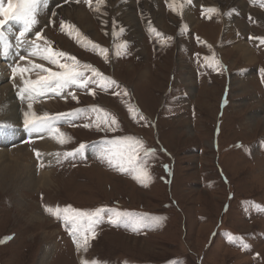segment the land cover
<instances>
[{"label":"rangeland","instance_id":"1","mask_svg":"<svg viewBox=\"0 0 264 264\" xmlns=\"http://www.w3.org/2000/svg\"><path fill=\"white\" fill-rule=\"evenodd\" d=\"M36 19L23 43L35 56L13 46L22 23L5 26L8 53L16 56L2 54L0 42V63L7 66L0 85L15 84L8 92L20 116L29 103L39 104L40 115H72L53 121L65 143L54 148L50 164H37L36 172H48L43 185L0 186V264H264V0H93L92 6L47 0ZM246 41L252 59L238 50ZM43 55L68 65L78 61L89 82L21 99L16 84L49 73L32 68L13 79L8 64L17 72L23 62L64 71ZM103 77L116 83L102 87ZM122 137L155 150L143 165L150 181L120 171L121 161L109 163L105 149L114 147L128 167L135 146L109 144ZM22 142L19 136L10 147ZM33 151L25 157L31 165ZM136 155L144 160L142 150ZM57 205L103 209L86 250L77 248L63 213L57 218L45 211ZM113 210L140 223H113Z\"/></svg>","mask_w":264,"mask_h":264},{"label":"snow or ice","instance_id":"2","mask_svg":"<svg viewBox=\"0 0 264 264\" xmlns=\"http://www.w3.org/2000/svg\"><path fill=\"white\" fill-rule=\"evenodd\" d=\"M86 3L89 4V6L93 5V0H85ZM185 2L190 3L191 0H185ZM95 3L103 5L106 3V0H95ZM47 5V0H7V5H5L4 0H0V17H3L0 19V42H2L3 45V53L7 54L8 50L12 47V44L9 42L4 28L10 21L15 22H21L23 27L20 30L18 36H16L17 41V47H20L25 43V37L26 35L31 31L33 26L38 22L36 19L38 8L41 6ZM171 6V5H170ZM98 10V9H97ZM175 10V9H174ZM208 13H218L219 10L216 8H209L205 10ZM179 14V13H178ZM209 18H211L209 16ZM66 22H61V29L64 30ZM70 29H75L74 25H68ZM78 32V29L76 30ZM122 31V30H121ZM71 35V32H69ZM82 35V34H80ZM37 39L41 38V33H36ZM261 39V42L264 43V38ZM50 43V42H49ZM33 48L38 49L39 46L36 45L35 41L32 42ZM94 47H98L96 45H93ZM45 52H51V49H45ZM102 53H106V49L101 50ZM39 53L37 51H33L30 53V55H38ZM120 53L118 52L117 55ZM57 56H68L67 53L58 52L56 53ZM45 60L51 59L50 55H43L42 57ZM107 58V57H105ZM20 59H26L25 57H20ZM69 59L76 61L75 57L69 56ZM206 60L208 58H205ZM51 62L53 64H58L59 62L56 59H51ZM79 62L77 61L76 64L68 65L59 63V67L61 69H64V71L56 72L52 71L51 69L44 68L43 65L32 63L33 69H42L44 72L49 73L47 76H38L36 80H24V87L19 90L21 98H24V94L27 93V99L34 100L37 96H42L45 94L46 91H54V92H60L66 87H70L72 85H77L80 87H85L89 80L84 79V72L81 71L78 67ZM209 66H212L209 64ZM83 69L85 70H91L96 76H103L102 73H100L97 69L93 68L90 65H83ZM19 71L21 73L29 71L27 68H20ZM262 74H264V69L261 70ZM17 72V68H13V79L15 78V74ZM103 80L105 83H103L102 87H110L111 85L115 84L116 81L112 80L110 77H103ZM54 85V87H53ZM73 99H76L75 95H72ZM28 109L30 111L24 113V127L29 128L32 131L36 132H43V131H52L53 130V121L55 119H58L60 115H72V113L68 114H58L57 116L53 117L50 116L48 113H44L42 116L36 115L35 111L33 109L32 103L28 104ZM93 111H97L96 106H93ZM82 111V110H78ZM99 111H104L103 109H99ZM131 111V109H130ZM107 115V113H106ZM143 118V117H141ZM112 123H116L115 117H112ZM87 126V125H86ZM11 125L0 123V132L7 131ZM58 131V130H57ZM64 134L61 133L60 136H63ZM58 140L59 143H65L64 139H61L59 136L54 137ZM110 145L116 146V145H129L135 146V150L132 151L128 157H127V164L128 167H125V163L123 162L124 158L121 153L117 152L114 147H109L105 149V155L107 156V159L109 160V163L111 164L114 159L119 162V170L120 171H129L131 170L134 173H139L137 175H134V179H137L141 183H145L146 181L151 180V176L149 172L147 171V168L144 167V163H146V160L149 156L154 155L155 150L151 148H145L144 142L138 138L135 137H122L118 138L117 140H113L109 142ZM84 148V145H80V149H77V151ZM143 151L144 160L141 161L140 158L136 155L137 152ZM37 157L39 158L42 154L37 151L36 152ZM57 156H59V153H56ZM65 156H71L73 153H65ZM43 166V165H41ZM167 167V166H166ZM45 211H47L50 214H53L57 216V218H60L61 213L64 215V219L67 224L70 225V232L73 235L74 240L77 243L78 249H87L89 244V236L87 235L88 232L92 231L93 225L99 223L100 215L103 212V209H96L95 211L88 212L83 210H75L71 209V206H66L65 208L61 209L59 205L55 206L54 208L52 206H45ZM115 218L112 220L113 223H116L121 218H127L132 224H139L140 221L131 219L127 213H121L117 210H113ZM85 221L87 222V227H85ZM231 238V237H230ZM245 247H248V245H244ZM81 264H100L99 261L96 260H82ZM170 264H178L177 261H172Z\"/></svg>","mask_w":264,"mask_h":264},{"label":"bare ground","instance_id":"3","mask_svg":"<svg viewBox=\"0 0 264 264\" xmlns=\"http://www.w3.org/2000/svg\"><path fill=\"white\" fill-rule=\"evenodd\" d=\"M188 17H189L188 19H190L189 21H191L192 20L191 15H188ZM13 46H15L17 52L22 51V53H28V52L30 53L32 50V49L30 50L29 48L24 50L25 49L24 45L20 47H17V45H13ZM238 47H239L238 50L241 52V55L244 59H249V58L252 59L254 53L247 41L244 42V44L239 45ZM15 56L16 55L11 56L10 52L8 53V59H12V58L15 59L14 58ZM15 61H17V59ZM19 64L20 63H18L17 66ZM5 66H6L5 63L3 62L0 63V79H2V76L5 74L7 70L6 69L7 66L6 67ZM8 67L13 69L14 66L8 64ZM20 68L32 69V64L31 63L26 64L25 62H23L20 64ZM20 74H21L20 71L16 72L15 77H19ZM9 85L10 87L12 85L15 86L14 83L0 85V123L2 122L11 125L12 127L5 132H0V142L7 143L2 148H0V186L4 187L5 185H15V186L17 185L21 187L34 188L39 185H43L45 183L44 181L45 177L48 174V172L46 173L44 171H40V169H38V171L36 172L35 168L37 169V164L41 166L42 162L45 163L47 162V164L51 163V161L53 160L52 152L59 143L58 140L54 137L59 136L61 138V136L60 133L54 130V128L52 131H43V132H36V131H32L29 128H25L24 113L30 110L28 109V105H27L20 116V113L18 112L19 111L18 107L20 105H18L17 101L12 99L11 93L9 94L10 92L9 90H11ZM21 88H23L21 84L20 85L16 84L15 92L18 93L17 94L18 96L20 95L19 90ZM21 99H27V93H25L24 98ZM44 104L45 103L42 100L40 106ZM47 104L48 103H46V105ZM36 105L38 106L39 104ZM36 105H34L32 110L35 111L36 115L42 116V114L40 115L41 112H39L37 109H34ZM19 117H22L23 121L20 122ZM22 128L24 129V132ZM19 136L20 137L22 136L24 142H22L20 146L17 147L15 146V148H11L10 145L14 144ZM31 149H34V151L30 154V158L32 159L30 160V162H32V165L29 162H27L25 159L26 154ZM37 151H39L42 154L39 158L36 155ZM51 249L50 252L52 253ZM47 254H49V250H47L46 255L43 256V259H46Z\"/></svg>","mask_w":264,"mask_h":264}]
</instances>
